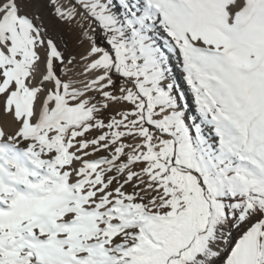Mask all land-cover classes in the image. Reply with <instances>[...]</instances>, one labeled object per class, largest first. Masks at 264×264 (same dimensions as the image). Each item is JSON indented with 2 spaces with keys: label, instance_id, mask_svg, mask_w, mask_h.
Wrapping results in <instances>:
<instances>
[{
  "label": "snow or ice",
  "instance_id": "1",
  "mask_svg": "<svg viewBox=\"0 0 264 264\" xmlns=\"http://www.w3.org/2000/svg\"><path fill=\"white\" fill-rule=\"evenodd\" d=\"M0 264H264V0H0Z\"/></svg>",
  "mask_w": 264,
  "mask_h": 264
}]
</instances>
